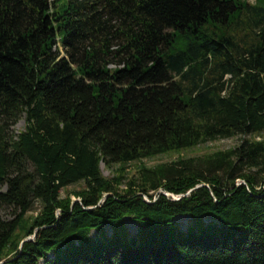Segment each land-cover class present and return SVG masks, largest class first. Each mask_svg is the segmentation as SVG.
Returning a JSON list of instances; mask_svg holds the SVG:
<instances>
[{"label": "trees", "instance_id": "trees-1", "mask_svg": "<svg viewBox=\"0 0 264 264\" xmlns=\"http://www.w3.org/2000/svg\"><path fill=\"white\" fill-rule=\"evenodd\" d=\"M263 131L264 0H0V264H264Z\"/></svg>", "mask_w": 264, "mask_h": 264}, {"label": "rangeland", "instance_id": "rangeland-1", "mask_svg": "<svg viewBox=\"0 0 264 264\" xmlns=\"http://www.w3.org/2000/svg\"><path fill=\"white\" fill-rule=\"evenodd\" d=\"M62 1L63 0H58L59 3ZM249 1L253 2L254 0H249ZM24 128H25V119L23 116L22 118H20V120H18V122L14 126L11 127V130L13 131L14 134H17L18 132L24 130ZM262 136H264V131L259 136L256 135L255 138H260ZM240 140H241V136H239V135L229 137V138L216 139L214 141L206 142L204 144L198 145L192 149H188V150L181 152V153L160 154V155H157L155 157L144 158L141 161H137V162L135 161V162L129 163L125 167L124 176L121 180V183L119 184V187H118L119 193L123 194L124 190L128 189L129 181L131 179L135 180V184L137 183V180H136L137 174H138L137 169L140 166L145 165V166L151 167V166H154V165L159 164V163H170L171 161H173L179 157H182V156L201 155V154L206 153V152H212V151H216V150H225V149H228L230 147L237 145L240 142ZM99 169H100L101 174L103 176L112 177L117 172L116 171L117 165L113 164L111 166H107L103 162H100ZM84 185L85 184L83 181H79L76 183L69 184L66 187H64L63 189H61L60 195L62 197L70 195L72 201L79 200V198L74 194V191H77V190L83 188ZM4 189H5L4 186L0 187V190H4ZM150 192H152V191H150ZM157 192L160 193V192H164V191L159 189ZM156 195H157V193H155V196ZM147 198L148 197H144V199H147ZM39 210H40V203L38 201H36L34 203L32 209L29 210L28 212H26V214H25L26 223H29L39 213ZM17 212L18 211L16 209H14L13 207L0 204V219H5V220L13 219ZM175 220L180 225L181 229H185L187 227V225L190 223V218L188 216L178 215L175 217ZM124 222H125L126 227L129 230V233L131 235H133L137 229L136 221L134 219H132L131 217H125ZM104 230L107 233H110V227L109 226H105ZM94 234H96V232L92 231L91 235H94ZM167 236H168V238L172 237L171 230L167 231ZM42 263L43 262L41 261L40 264H42Z\"/></svg>", "mask_w": 264, "mask_h": 264}, {"label": "water", "instance_id": "water-1", "mask_svg": "<svg viewBox=\"0 0 264 264\" xmlns=\"http://www.w3.org/2000/svg\"><path fill=\"white\" fill-rule=\"evenodd\" d=\"M31 237H28V238H26L25 240H27V239H30Z\"/></svg>", "mask_w": 264, "mask_h": 264}]
</instances>
